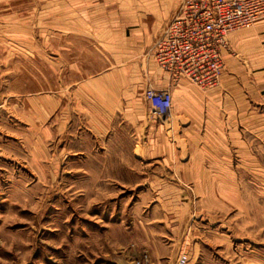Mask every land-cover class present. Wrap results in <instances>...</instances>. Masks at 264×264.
Masks as SVG:
<instances>
[{"label":"rangeland","instance_id":"obj_1","mask_svg":"<svg viewBox=\"0 0 264 264\" xmlns=\"http://www.w3.org/2000/svg\"><path fill=\"white\" fill-rule=\"evenodd\" d=\"M78 4L0 0V264H264V117L214 138L143 99L147 146L95 132L68 86L125 54L79 31ZM169 205L186 211L175 245Z\"/></svg>","mask_w":264,"mask_h":264},{"label":"crops","instance_id":"obj_2","mask_svg":"<svg viewBox=\"0 0 264 264\" xmlns=\"http://www.w3.org/2000/svg\"><path fill=\"white\" fill-rule=\"evenodd\" d=\"M180 1L79 0V31L93 39L95 48L110 51L105 53L106 57L115 58L111 50H117V56L125 54L119 60L116 57L109 61L111 67L104 72L75 79L71 90L68 86L69 99L89 118L87 122L95 132L136 133L142 139L139 145L147 146L150 140L147 143L144 134L149 122L143 106V90L149 85L170 91L174 122L184 130L187 126L194 128L201 117L208 136L212 133L211 137L215 138L216 133L238 132L239 125H245L247 116L253 117L255 122L263 120L264 18L249 29L237 30L227 36L229 49L223 53L224 71L219 83L200 90L186 78L173 81L157 66L151 50L155 38L163 33L166 21ZM86 3L90 4L86 6ZM57 96H46L47 114L54 113L55 105H58L56 100L60 98ZM167 211L166 219L173 221V236L169 240L175 245L182 240L186 211L182 206L173 205H169ZM195 237L194 229L186 236L187 239H198ZM143 240L149 244L150 239ZM153 240L157 251L152 255L160 259L162 254L156 246L159 239ZM174 262L175 258L172 264Z\"/></svg>","mask_w":264,"mask_h":264},{"label":"built area","instance_id":"obj_3","mask_svg":"<svg viewBox=\"0 0 264 264\" xmlns=\"http://www.w3.org/2000/svg\"><path fill=\"white\" fill-rule=\"evenodd\" d=\"M264 18V0H181L163 33L152 45L157 66L173 81L190 80L202 89L215 87L223 74V53L229 49L227 36L249 29ZM150 113L168 120L172 95L167 89L147 86L143 90ZM148 262V255H143ZM182 253L178 264H186Z\"/></svg>","mask_w":264,"mask_h":264}]
</instances>
